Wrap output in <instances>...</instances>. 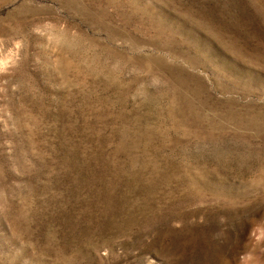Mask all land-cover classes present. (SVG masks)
Masks as SVG:
<instances>
[{
  "label": "rangeland",
  "instance_id": "1",
  "mask_svg": "<svg viewBox=\"0 0 264 264\" xmlns=\"http://www.w3.org/2000/svg\"><path fill=\"white\" fill-rule=\"evenodd\" d=\"M0 264H264V0H0Z\"/></svg>",
  "mask_w": 264,
  "mask_h": 264
}]
</instances>
